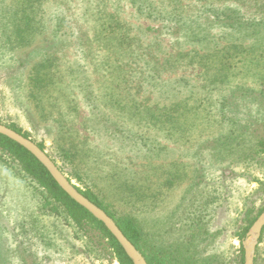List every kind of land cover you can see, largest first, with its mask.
Instances as JSON below:
<instances>
[{
  "label": "rangeland",
  "instance_id": "1",
  "mask_svg": "<svg viewBox=\"0 0 264 264\" xmlns=\"http://www.w3.org/2000/svg\"><path fill=\"white\" fill-rule=\"evenodd\" d=\"M16 2L0 5L12 11ZM149 6L155 11L148 12ZM219 9L238 10L240 23L228 26L236 19L226 21ZM158 10L168 16L155 18ZM26 16L34 24L27 44L0 45V123L42 143L56 165L68 150L82 181L67 163L62 173L76 187L90 189L114 217H132L148 241L141 248L146 254L162 255L168 264L200 263L201 257L236 264L242 212L264 208L258 184L249 181L264 182V154L249 161L247 151L231 165L233 152L226 163L216 161L211 141L229 127L211 118H221L225 101L227 110L245 114L244 139L264 138V75L255 73L264 70V56L247 55L251 43L260 46L256 54L264 48V0H38ZM5 18L0 14V28ZM177 24L196 31L202 26L209 47L181 41L173 31ZM236 45L243 51L229 58L227 77L208 85L197 56ZM41 61L50 64L57 79L51 94L58 96L36 104L26 96V84L32 65ZM155 68L165 89L192 90L188 102L203 103L197 113L211 123L202 131L163 123L166 115L156 123L150 119L152 110L167 106L162 87L150 80ZM43 197L20 166L0 153V264H119L96 229H78L60 208L43 205ZM195 220L201 226L188 231ZM260 236L255 264H264V231Z\"/></svg>",
  "mask_w": 264,
  "mask_h": 264
},
{
  "label": "trees",
  "instance_id": "2",
  "mask_svg": "<svg viewBox=\"0 0 264 264\" xmlns=\"http://www.w3.org/2000/svg\"><path fill=\"white\" fill-rule=\"evenodd\" d=\"M38 0H17L15 6L13 7L12 11H9V7L6 5H0V11L2 15H5V22L1 24L0 28V45L4 44H11L13 41L17 42L18 44H27L28 37L27 35L30 34V36L33 35L34 32V24L32 22L31 17H27V13L33 11V9L36 7ZM220 0H211V3L213 2H219ZM213 7V6H212ZM147 8H143V10H146ZM227 9V8H226ZM225 9V10H226ZM26 11V14L22 17L23 12ZM155 11L153 6L148 7V12ZM219 15H223L227 21L228 19L234 18L235 21L232 20L228 26H233L237 22V13L238 10H216ZM229 12V13H228ZM148 15V14H147ZM164 17L168 16L163 11H157L154 17ZM149 16V15H148ZM240 23V22H237ZM164 27H167L168 25ZM182 25V24H181ZM243 24H238V28H240ZM9 27H12V31L10 34H6L7 29ZM175 27L173 31L178 32V37H182L184 43H196L199 45H205L202 46L203 48L209 47L210 44V38L206 34V30L203 29L202 26H200L201 31H196L193 29L183 28L179 24L173 25ZM160 28H163L161 25ZM171 28V27H170ZM182 28V29H181ZM177 29V30H176ZM8 30V31H9ZM185 30V31H184ZM180 31V32H179ZM172 32V33H176ZM6 35V36H5ZM10 35H14L16 38L11 40ZM120 37H122V34H119ZM4 37V38H3ZM123 43L126 44V47L130 46V42H126L123 40ZM259 44V43H258ZM251 48H248L249 53H247L248 56H253V59L264 56V48L259 49V54H256V48L260 46H254L253 43H251ZM11 48V46H10ZM203 50V49H201ZM230 50H232L230 52ZM243 50H241L240 46H232L228 48L221 47L220 50H218L217 53L211 52L209 54L205 55H199L197 56L198 61H201L200 63H203L204 65V75L206 78L209 77L208 85H212L214 83H221L223 79L227 77L228 70L230 69V66L232 64L231 61H229L230 57L236 56L238 53H241ZM185 53L179 52L176 56L182 57L181 55H184ZM258 55V56H257ZM189 56V55H185ZM219 59V60H218ZM259 59V58H258ZM222 60V62L220 61ZM220 62L221 65L217 66V62ZM215 63V64H213ZM229 68V69H228ZM256 76L264 75V70H261L260 72L256 70ZM159 76L158 70L154 69V74L150 76V80L158 87H162L160 91H162V95L166 101L167 106L164 107L162 112H159L157 109L152 110L151 112V120L154 121V123L158 122L160 115H166L165 119L163 120V123L170 124V125H179V126H186L191 125L192 128H194L195 132H199L203 130V126L206 124L211 123L209 119L204 122L202 118L197 113V108L201 107L203 105L200 100H198L199 105H196L197 102L194 101L191 104L188 102L189 99L193 96L192 90H187L185 94L181 92L180 89H175L172 87V85H168V89L164 88L165 84H161L162 80H159L157 77ZM212 76V79H211ZM225 76V77H224ZM211 79V80H210ZM185 84V83H184ZM184 84L182 87L184 88ZM27 87L30 88V91L27 92V97L31 98L33 103H40L42 100L47 99H53L58 96V92L56 96H53L51 94V91H53L57 86V79L51 74V67L50 64L46 61H41L39 63H35L32 65L31 68V75L27 77ZM186 85V84H185ZM219 110L222 113L220 119H212V123L216 124L217 126L224 128V126L227 124L229 129L226 131L224 129L223 134L219 137H217L214 141H211V151H215V160L221 163H226L224 160L226 157H229L233 152H237L231 161V165L235 159L240 160V157H246L248 156L247 151L251 153V156L247 158L249 161H255L258 160V157L262 154H264V138L260 136L258 139H251L250 142H248L249 139H244V136H247L248 133L243 132L244 125L242 122H240L241 117H244L245 114L240 115L237 113H233L230 110H227L225 101H222L219 104ZM227 113V116L225 115ZM207 117V116H206ZM255 124H259L258 122H254ZM7 127L10 129L16 131L17 133L23 135L26 138H29V135L27 132H23L20 128H18L14 124H10ZM181 128V127H180ZM237 132V134H236ZM240 139L243 141L244 144H240L241 141H237L236 139ZM37 146L45 150V147L42 143H37ZM244 149V145H247ZM244 149V150H243ZM0 153L3 155H6L10 159H12L14 162H16L22 171L39 187L42 189V194L44 195L43 205H48L50 207V211L58 212L57 210L60 208L62 212L64 211L66 213V216L68 219L72 222L73 225H75L78 229L83 228L84 226H88L91 228L96 229L106 240V242L109 245V248H111L117 262L119 264H132V261L126 256L120 245L117 243L115 238L106 230L104 225L96 220L92 215H90L84 208L76 204L73 200H71L54 182V180L51 178L49 173L46 171V169L24 148L19 146L17 143L13 142L12 140L8 139L7 137L0 135ZM63 160L61 165H57L58 168L63 172V167L66 165H69L70 173L73 174L74 178H76L77 181H82L81 176L75 172L74 166L76 165L73 161L72 156L68 153V150H63L59 153ZM66 162H65V161ZM54 162L57 160H53ZM73 167V169H72ZM76 168V167H75ZM72 169V170H71ZM64 173V172H63ZM249 181H254L258 184L257 190L255 192L261 193L264 195V182H261L257 178L249 179ZM76 187V186H75ZM76 189L84 195L87 199H89L91 202H93L95 205L103 209L107 215L114 220V222L117 224L123 235L134 245V247L141 251L143 254L142 256L145 258L147 264H168L167 261L164 259L162 255H156L154 254H146L141 248L148 246V241L145 240V237L142 233V229L138 225V223L132 218L128 216H120V217H114L110 211H108L107 207L102 203L100 199L90 190H82L79 187H76ZM42 205V206H43ZM264 208L258 209V211L255 212V210L252 208V206H247L244 208V211L242 212V224H240L238 231L235 233V237L237 238L239 242V256L235 257L236 264H243L244 262V251H243V241L246 239V234L249 231L250 227L252 226L253 222L256 220V218L261 214ZM192 225H189V230L201 226L198 221L191 222ZM32 226H35L36 223L35 220L32 222ZM32 229V228H31ZM33 230V229H32ZM37 230V229H36ZM264 231V227L262 228L261 234ZM37 232H39L37 230ZM260 234V235H261ZM190 237V236H189ZM261 241V236L259 238V242ZM159 252L162 253L163 247L161 245L158 246ZM164 251V250H163ZM195 252V251H193ZM160 253V254H161ZM197 261H190L186 262V264H210V261L207 260V257L200 259V263H196ZM255 262V260H254ZM255 264V263H254Z\"/></svg>",
  "mask_w": 264,
  "mask_h": 264
},
{
  "label": "water",
  "instance_id": "3",
  "mask_svg": "<svg viewBox=\"0 0 264 264\" xmlns=\"http://www.w3.org/2000/svg\"><path fill=\"white\" fill-rule=\"evenodd\" d=\"M0 135L7 137L28 151L49 173L58 187L76 204L84 208L96 220L101 222L106 230L115 238L132 264H147L145 258L139 253L134 245L123 235L117 224L107 213L82 195L75 185L62 173L56 163L40 149L31 139L24 137L16 131L0 123ZM264 227V211L256 218L246 234L250 239L248 244L243 241L244 262L243 264H254V251L258 243L262 228Z\"/></svg>",
  "mask_w": 264,
  "mask_h": 264
}]
</instances>
